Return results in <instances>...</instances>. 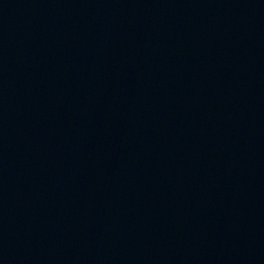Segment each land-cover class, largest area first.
Masks as SVG:
<instances>
[{
	"label": "water",
	"instance_id": "obj_1",
	"mask_svg": "<svg viewBox=\"0 0 264 264\" xmlns=\"http://www.w3.org/2000/svg\"><path fill=\"white\" fill-rule=\"evenodd\" d=\"M0 264H264V0H0Z\"/></svg>",
	"mask_w": 264,
	"mask_h": 264
}]
</instances>
